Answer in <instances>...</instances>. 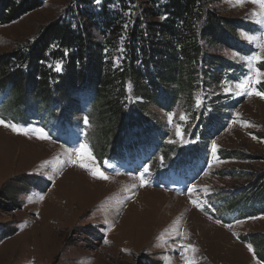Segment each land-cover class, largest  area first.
Listing matches in <instances>:
<instances>
[{"label": "rangeland", "instance_id": "1", "mask_svg": "<svg viewBox=\"0 0 264 264\" xmlns=\"http://www.w3.org/2000/svg\"><path fill=\"white\" fill-rule=\"evenodd\" d=\"M71 1L46 0L19 19L0 25V53L31 41ZM135 1L136 5L141 2ZM207 2L218 15L246 21L255 31L237 29L234 33L233 44L243 46L247 41L249 45L240 54L224 44L204 43L213 56L244 62L248 70H241L239 80L220 86L223 94L240 102L230 110L226 125L215 130L205 154L209 156L197 176L191 178L195 171L180 173L189 183L184 190L171 189L182 186L177 175L158 174L169 170L174 154H168L169 160L163 148L147 145L139 147L142 151H128L132 157L136 154L131 164L145 160V175L134 177L125 163L116 164L119 157L100 164L90 144L94 143L100 155L101 142L96 139L108 142L112 129L98 117L90 138L77 147L64 145L77 132L68 131L64 137L56 132L62 144L36 124L17 123L33 116L0 118L4 122L0 123V264H261L240 236L264 234V202L261 214L227 223L215 218L223 209L214 201L226 203L229 195L240 192L254 195L255 186H264L259 183L264 178V97L255 94L264 93V75H260L264 74V9L253 0ZM245 81V88L237 87ZM182 104L179 99L170 111L154 104L145 107L147 119L153 125L165 123V141L179 150L192 143L193 123H186L188 118L179 108ZM81 114V110L75 112L71 121L79 120L82 125ZM12 124L27 134L6 126ZM40 130L47 139L40 138ZM221 151L228 158L221 157ZM186 154L193 159V153ZM93 171L107 179L93 176Z\"/></svg>", "mask_w": 264, "mask_h": 264}, {"label": "trees", "instance_id": "2", "mask_svg": "<svg viewBox=\"0 0 264 264\" xmlns=\"http://www.w3.org/2000/svg\"><path fill=\"white\" fill-rule=\"evenodd\" d=\"M45 1L0 0V25L19 19ZM137 4L135 0H100L99 4L72 0L31 41L0 53L2 119L36 115L50 130L62 126L81 129L79 138L85 141L98 117L113 130L108 142L94 137L101 142L100 155L94 143L90 144L100 164L145 145L163 148L169 160L168 154L173 153L171 163L198 164L216 131L230 119V110L240 102L223 94L221 84L239 80L241 70H246L244 62L213 56L204 43L224 44L240 54L249 45L247 41L243 46L233 44L234 33L237 29L254 32L255 28L246 21L218 15L207 0H141ZM179 99L186 123H193L192 143L181 150L165 141V123L153 125L145 113L149 104L164 111L175 109ZM79 110L82 125L79 120L71 121ZM186 151L194 154L193 159ZM254 192L247 195L254 199L240 192L229 195L226 203L215 200L216 207L223 209L215 218L228 223L261 214L264 186H255ZM240 240L250 244L256 260L264 264V234L242 235Z\"/></svg>", "mask_w": 264, "mask_h": 264}, {"label": "snow or ice", "instance_id": "3", "mask_svg": "<svg viewBox=\"0 0 264 264\" xmlns=\"http://www.w3.org/2000/svg\"><path fill=\"white\" fill-rule=\"evenodd\" d=\"M237 2H238V3H242V0H237ZM253 3H258V4H260L261 8L264 9V0H253ZM249 39H251V38H249ZM250 59H261V58H260V57H252V58H250ZM57 70H59V68H58ZM260 75H264V74H260ZM258 82H259V80H257V83H258ZM247 83H248V82L245 81V82H243V83H241V84H238L237 87H238V88H245L246 85H247ZM237 94L239 95L240 93H237ZM249 94H252V93H249ZM255 94L264 97V93H259V92H257V93H255ZM181 119H184V117H181ZM0 123H4V122H3V121H0ZM6 126H10V127L13 129V131H25L24 129H19V128H17V126H16L15 124H12V125H6ZM40 132H41V135H40V138H41V139H47V138H48V137H47V134H46V133H43V130H40ZM25 134H27L26 131H25ZM81 147L84 148V147H86V146L82 145ZM215 148H216V146L213 145V151H215ZM92 174H93V176H97V177H99V178H101V179H107V177L104 176V174H103L102 172L93 171ZM218 222H219V221H218ZM248 247H249V251H252V246L249 245ZM194 250H195V249H193V251H194Z\"/></svg>", "mask_w": 264, "mask_h": 264}, {"label": "bare ground", "instance_id": "4", "mask_svg": "<svg viewBox=\"0 0 264 264\" xmlns=\"http://www.w3.org/2000/svg\"><path fill=\"white\" fill-rule=\"evenodd\" d=\"M220 261V260H219Z\"/></svg>", "mask_w": 264, "mask_h": 264}]
</instances>
